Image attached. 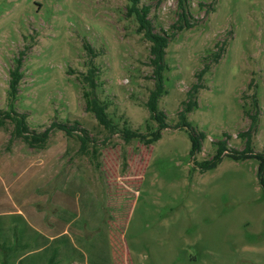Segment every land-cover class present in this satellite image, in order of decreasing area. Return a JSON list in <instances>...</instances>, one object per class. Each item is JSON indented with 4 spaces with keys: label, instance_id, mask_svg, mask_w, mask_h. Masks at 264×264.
Masks as SVG:
<instances>
[{
    "label": "rangeland",
    "instance_id": "374dc122",
    "mask_svg": "<svg viewBox=\"0 0 264 264\" xmlns=\"http://www.w3.org/2000/svg\"><path fill=\"white\" fill-rule=\"evenodd\" d=\"M138 1L151 30L168 36L157 103L167 127L148 146L158 129L146 108L150 43L128 0H0V177L40 231L65 218L78 253L59 264H264V173L258 159L228 156L247 145L264 154V0ZM90 68L115 131L86 111ZM194 84L197 107L182 126ZM5 112L23 117L29 136L49 129L46 142L15 135ZM123 128L140 137L124 141ZM220 142L224 155L204 169Z\"/></svg>",
    "mask_w": 264,
    "mask_h": 264
},
{
    "label": "trees",
    "instance_id": "16d2710c",
    "mask_svg": "<svg viewBox=\"0 0 264 264\" xmlns=\"http://www.w3.org/2000/svg\"><path fill=\"white\" fill-rule=\"evenodd\" d=\"M129 1V7H128V13L135 16L137 23H138V32L143 31L144 38L150 43L149 46V54H150V64L153 67V78L155 81V88L153 91H151L149 98L146 103V108L150 113V117L152 120L156 121L158 123V129L157 131H154V133L151 134V136L144 140V145L148 146L152 142L158 139L160 133L159 130L165 129L167 126L164 122L165 116L162 112L158 110L157 103L164 94V77L163 73L166 69V66L164 65V56H165V50L168 44V36L166 34H158L154 33L151 30L150 23L147 20L146 16L148 14V8L147 7H138V0H128ZM183 3V0L180 1ZM180 19H186L185 18V11H182L179 15ZM185 26H188L187 21H185ZM180 27V26H179ZM12 78L9 83V88L11 90V93H15L16 87L19 82V74L17 70L11 73ZM203 75V72L198 74V80L201 79ZM95 78H96V70L95 68H90L87 72V74L84 76V80L87 82L89 89L83 93L85 98V104H86V111L89 113H92L97 121V123L102 126L105 130L112 132L113 130H116L115 124L112 123V121L108 118L107 112H106V106L97 99L95 95ZM201 88L199 84H194L188 91H187V102L184 104V109L179 113V119L182 122V126H186L187 118L186 115L192 112L195 107H197L196 102V96L198 93V90ZM256 105V103H254ZM4 119H10L15 122V135L22 137L24 140H26L27 143H29L31 146H42L47 138L49 129L44 131L41 134H33L29 136L27 134V127L26 123L24 121V118L21 117L19 119L12 118L10 116L9 112H5L2 114ZM251 116V115H250ZM257 122V114H254L251 116V125L250 127H253L254 124ZM3 122L0 120V125H2ZM52 127H57L60 130L65 131L67 134H69V130L66 128L65 125L60 124H53ZM249 132V131H248ZM122 138L124 141H129L131 139H137L140 137V134L135 131H131L127 128H123L122 132ZM78 139L81 141V149L84 150L86 148L87 140L85 138L78 137ZM247 143L249 141L247 140ZM191 144H192V151H197L199 149L198 141L195 136H191ZM223 144L220 142L219 147ZM226 150L223 148H219L217 150L216 156L213 158L211 165L204 166V169H208V167H214L216 163H218L222 156L224 155V152ZM251 154L250 152V146L247 145L245 150L241 152L240 154H230L229 157L233 158L234 160H245L248 158H255L260 161V174L264 173V154H258L255 156H249ZM249 157H248V156ZM262 185L264 187V183L261 180ZM19 220V223H24L22 221V218L15 217ZM26 225H21V228L18 229L16 226L13 227L12 231L13 234L19 235V238L15 237L17 244H15L14 249H19L20 253H18L21 258L19 260H16V257L11 260H7L8 253L11 251V246H2L1 251H3L2 259H0V264H59L61 260L64 257H67L68 252L71 250L75 253H78L75 248L70 243L69 238L62 235L58 238L54 239L53 244L49 247L44 248L40 252L31 253L26 248L21 246V242L23 240V235L28 232V229H26ZM62 243L63 247L59 250L58 244ZM77 255V254H76ZM80 259H82V255L79 254Z\"/></svg>",
    "mask_w": 264,
    "mask_h": 264
},
{
    "label": "crops",
    "instance_id": "0c3cea01",
    "mask_svg": "<svg viewBox=\"0 0 264 264\" xmlns=\"http://www.w3.org/2000/svg\"><path fill=\"white\" fill-rule=\"evenodd\" d=\"M24 177H19L17 180H15V187H17V190L20 189L21 183L25 180ZM8 184V186H7ZM14 192V194H10L9 197L4 196L6 191ZM16 195V190L13 187L12 183H9L7 180H3L2 177H0V247L2 246H11V251L8 253L7 260L14 259L15 256L16 260H19L21 258V254H16L13 250V243L15 234H13V227L16 226L18 229L21 228V225H26V229H28V232L24 234L23 240L20 243L22 247L26 248L31 253H36L42 251L44 248L49 247L53 244L54 239L58 238L59 236H66L69 238L70 243L73 245L69 235L66 231V222L62 221L65 218H62L61 216L57 220L52 219V224L54 226L53 230L49 232V234L40 231L38 229V226L34 223H30L29 220L26 218V216L23 214L22 210L19 208H16L12 196ZM11 203L12 208L8 209L7 205ZM15 217L22 218V221L24 223H19V220ZM62 219V220H61ZM68 219V218H67ZM52 226V227H53ZM52 229V228H51ZM63 247L62 243L58 244L59 250ZM0 248V259H2L3 251H1ZM20 253V252H19Z\"/></svg>",
    "mask_w": 264,
    "mask_h": 264
}]
</instances>
